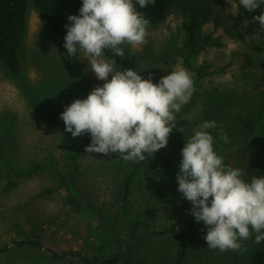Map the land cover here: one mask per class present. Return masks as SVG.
Returning <instances> with one entry per match:
<instances>
[{
  "label": "rangeland",
  "instance_id": "1",
  "mask_svg": "<svg viewBox=\"0 0 264 264\" xmlns=\"http://www.w3.org/2000/svg\"><path fill=\"white\" fill-rule=\"evenodd\" d=\"M203 1L216 6L214 0ZM56 4L66 19L78 15L77 0ZM220 7L224 25L237 22L240 34L231 37L224 28L206 24L202 35H211L216 43L196 54H189L185 19L176 13L147 25L144 44L128 45L136 56L135 71L143 78L151 75L156 82L172 70L185 69L192 74L194 88L189 102L176 113L168 144L139 164L115 153L72 158L82 138L90 135L72 137L64 131L62 119L46 114V109L60 114L103 81L97 80L82 53L67 55L63 42L30 4L21 74H12L0 60V248L38 237L45 249L11 248L0 253V264H91L77 257L53 260L48 248L78 251L89 259L118 252L117 264H171L181 243L162 231L179 221H195L190 202L177 191L180 152L204 120L219 125L209 131L226 165L241 169L244 180L264 175V31L253 16L244 15L243 7L235 14L227 0ZM115 70L120 71L117 64ZM241 115L256 119L254 133L239 123ZM221 132L229 137L228 143L219 138ZM132 172L124 200V185ZM149 207L155 212L152 220L146 217ZM188 230L182 242L188 244L186 264H249L258 246L251 229L241 242L243 250L223 252L207 248L202 221Z\"/></svg>",
  "mask_w": 264,
  "mask_h": 264
},
{
  "label": "clouds",
  "instance_id": "2",
  "mask_svg": "<svg viewBox=\"0 0 264 264\" xmlns=\"http://www.w3.org/2000/svg\"><path fill=\"white\" fill-rule=\"evenodd\" d=\"M231 8L251 12L264 9V0H227ZM155 0H82L78 15H69L63 47L70 57L82 53L97 80L103 81L85 98L72 101L60 113L65 132L72 137L88 133L85 153L125 161L144 160L168 144L176 113L189 102L194 88L192 74L176 69L153 82L151 75L127 68L115 70L105 50L123 56L122 45L136 48L146 42L148 19L139 12ZM264 31V11L253 16ZM109 76L111 77L109 79ZM214 120L199 123L187 137L176 173L177 191L190 202V214L203 222L208 249L243 250L241 242L255 233L254 243L264 241V175L244 180L241 169L226 165L215 151L209 131ZM224 143L226 134L220 133Z\"/></svg>",
  "mask_w": 264,
  "mask_h": 264
},
{
  "label": "trees",
  "instance_id": "3",
  "mask_svg": "<svg viewBox=\"0 0 264 264\" xmlns=\"http://www.w3.org/2000/svg\"><path fill=\"white\" fill-rule=\"evenodd\" d=\"M224 0H214V6L210 2L203 0H155V3L149 4L146 8H136L141 12L145 18L148 19L150 24H156L163 21L169 15L176 13L181 15L184 21V27L187 31V43L189 46L190 55L196 54L198 50L203 47L212 45L216 41L212 40L211 35H202V28L204 25L211 23L214 29L224 28L226 34L231 37H236L240 34V26L234 22L231 27L224 25L226 16L221 10V4ZM79 8L81 7L82 0H77ZM33 3L41 20L48 27L51 33L59 40L64 42L66 34L65 24L68 23L64 15L59 11L56 0H0V60L5 68L12 74L19 76L21 74L22 61H21V48L23 45L24 35L27 30L29 6ZM264 11L262 8L254 9L248 12L243 9L246 16H256ZM246 38V34H241ZM124 50V55L114 56L111 51L105 50V56L111 58L118 65L120 70L131 68L135 70L137 66L136 56L129 50L127 44L121 46ZM59 111H50L46 109V114L51 117H60ZM239 123L249 133H254L257 129L256 119L250 115H241L238 118ZM90 143V137L84 136L75 154L72 158L76 161L79 155L85 153V147ZM150 158V154H145L144 160L140 163H145ZM133 172L129 174L124 185V200L128 199L130 193ZM69 204L76 206L73 198H69ZM155 212L152 207L146 210V217L149 220L154 219ZM195 227V221H179L166 227L162 233L172 235L181 245L177 249L174 259L171 264H186V257L188 253V244L182 243L188 236V232ZM118 242L120 240L118 239ZM11 248H25L33 251L45 249L43 242L38 237L26 238L22 240H14L11 244H6L0 248V253L5 252ZM49 257L53 260H67L72 257L80 258L83 261L94 264L102 262L104 264H113L119 262V253L115 252L109 257L102 259H89L78 251H63L59 252L55 249H46ZM249 264H264V241L252 251L249 259Z\"/></svg>",
  "mask_w": 264,
  "mask_h": 264
}]
</instances>
